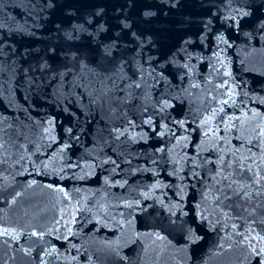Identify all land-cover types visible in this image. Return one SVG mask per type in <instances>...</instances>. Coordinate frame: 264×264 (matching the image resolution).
I'll return each mask as SVG.
<instances>
[{"label":"water","instance_id":"1","mask_svg":"<svg viewBox=\"0 0 264 264\" xmlns=\"http://www.w3.org/2000/svg\"><path fill=\"white\" fill-rule=\"evenodd\" d=\"M0 264H264V0H0Z\"/></svg>","mask_w":264,"mask_h":264},{"label":"snow or ice","instance_id":"2","mask_svg":"<svg viewBox=\"0 0 264 264\" xmlns=\"http://www.w3.org/2000/svg\"><path fill=\"white\" fill-rule=\"evenodd\" d=\"M145 15H146V16H147V15H151V13L146 12ZM126 26H127V25H126ZM105 51H106V54L110 55V52H107V49H106Z\"/></svg>","mask_w":264,"mask_h":264}]
</instances>
